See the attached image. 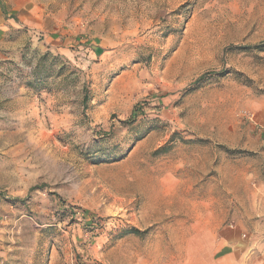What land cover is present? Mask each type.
Returning <instances> with one entry per match:
<instances>
[{
    "label": "rangeland",
    "instance_id": "1",
    "mask_svg": "<svg viewBox=\"0 0 264 264\" xmlns=\"http://www.w3.org/2000/svg\"><path fill=\"white\" fill-rule=\"evenodd\" d=\"M33 1L0 52V264L250 252L264 0Z\"/></svg>",
    "mask_w": 264,
    "mask_h": 264
},
{
    "label": "crops",
    "instance_id": "2",
    "mask_svg": "<svg viewBox=\"0 0 264 264\" xmlns=\"http://www.w3.org/2000/svg\"><path fill=\"white\" fill-rule=\"evenodd\" d=\"M33 3V0H0V52L9 49L10 43L7 40L11 32L34 29L35 15L30 9ZM253 178L263 182L258 191L262 195H254L253 241L247 244V249L253 250V253L239 248L238 251L222 254L218 258L215 256V264H264V199H258L264 196V176L253 174Z\"/></svg>",
    "mask_w": 264,
    "mask_h": 264
},
{
    "label": "trees",
    "instance_id": "3",
    "mask_svg": "<svg viewBox=\"0 0 264 264\" xmlns=\"http://www.w3.org/2000/svg\"><path fill=\"white\" fill-rule=\"evenodd\" d=\"M264 47V44L262 45ZM206 77V75H203L201 78H199L197 81H196V84L197 83H200L201 81H203V79ZM89 101V97H88V92H86L85 90V95H84V103L85 105L87 104V102ZM35 188H33L34 190Z\"/></svg>",
    "mask_w": 264,
    "mask_h": 264
}]
</instances>
